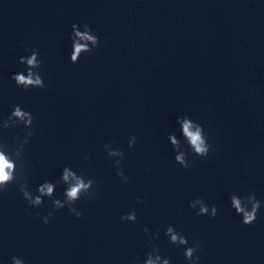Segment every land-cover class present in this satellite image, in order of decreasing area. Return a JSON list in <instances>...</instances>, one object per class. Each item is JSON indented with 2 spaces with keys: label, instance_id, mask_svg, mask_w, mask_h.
<instances>
[{
  "label": "water",
  "instance_id": "water-1",
  "mask_svg": "<svg viewBox=\"0 0 264 264\" xmlns=\"http://www.w3.org/2000/svg\"><path fill=\"white\" fill-rule=\"evenodd\" d=\"M74 23L89 24L101 42L77 64ZM25 48L39 49L44 89L11 79L26 72ZM17 104L35 117L24 148L33 194L65 166L96 184L74 205L83 212L77 218L48 198L30 207L17 173L0 195V264L13 256L25 264H133L152 251L146 227L159 230L153 242L162 257L189 264L185 248L164 235L169 225L189 246L202 244L199 264H264V0H0V118ZM183 115L204 125L213 146L208 157L189 150L190 169L175 162L169 141ZM30 130L20 125L2 139L14 150ZM112 141L124 152L127 183L105 151ZM64 188L57 184L55 198L64 199ZM252 190L262 207L248 226L230 196ZM197 198L217 205L215 219L189 207ZM133 210L136 222L121 220Z\"/></svg>",
  "mask_w": 264,
  "mask_h": 264
},
{
  "label": "clouds",
  "instance_id": "clouds-1",
  "mask_svg": "<svg viewBox=\"0 0 264 264\" xmlns=\"http://www.w3.org/2000/svg\"><path fill=\"white\" fill-rule=\"evenodd\" d=\"M70 39L72 41L70 60L73 64L79 63L82 54L91 53L95 49H98L101 43L99 36L93 32L91 26L87 23L83 25L74 23L72 25ZM25 51L29 52L30 55L21 56L19 63L26 66V72L14 73L11 79L15 81L17 87L23 88L24 90L30 88H46L47 85L43 76L37 71L44 63L40 59L39 49L25 48ZM34 119L35 117L30 111L24 110L18 104L13 105V110L10 115L6 118H0V195L8 190L10 184L17 182V173H19V177L23 181L19 185L20 191L30 207L39 208L44 204L45 198H48L52 200L55 210L59 211L67 207L77 218H81L83 212L79 211L74 205L82 198L92 195L94 185L96 184L94 179L86 180L83 173L78 174L70 166H65L60 179L56 183L45 181L37 187V194L35 195L29 189L24 148L29 143L30 138L36 134L35 129L32 128ZM177 124L179 125L180 135L178 136L175 132L169 135L170 144L176 153L175 162L184 169H190L192 165L189 162V150L195 156L208 157L213 151V146L209 143L204 125L199 121L193 120L188 115H183L177 117ZM20 125H23L25 129L32 130L27 131V138L23 142H19V137H17V141L19 142L18 146L14 150H9L6 142L2 139V134L5 130L15 129ZM113 143L115 141L105 144V151L108 156L115 158L117 175L127 183L129 177L121 167L124 152L120 149L113 148ZM136 143L137 137L135 135L131 136L128 141L129 149L135 148ZM85 159H88V157ZM57 184H63L65 186L63 200L55 198ZM230 201L236 214L242 217L243 224L251 226L258 219V213L260 212L262 204L257 199L254 190L245 192L243 196L233 194L230 196ZM136 202L142 204L145 201L137 197ZM189 207L196 211L198 216H209L211 219H215L219 214L217 205H209L203 198H197L191 201ZM52 215L53 213L49 212L47 216L42 217L43 223L48 224ZM36 218H41L39 213L36 214ZM121 220L136 222L137 216L135 210L130 213H125L121 217ZM144 231L149 236V244L152 247V251L146 254V258L143 261L137 258L133 261V264H171L169 258H164L159 254V247L153 242L160 238L159 230L153 234L146 227ZM164 235L169 238L170 243L185 248L184 255L189 264H199L200 256L196 255L197 251L202 248V244L199 241H194L193 246H189L188 238L178 233L171 225L167 226ZM12 264H25V261L21 257L13 256Z\"/></svg>",
  "mask_w": 264,
  "mask_h": 264
}]
</instances>
